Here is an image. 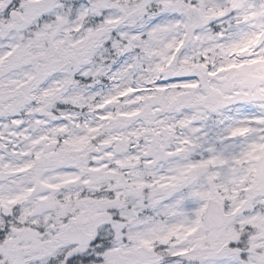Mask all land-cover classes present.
<instances>
[{
  "label": "snow or ice",
  "instance_id": "obj_1",
  "mask_svg": "<svg viewBox=\"0 0 264 264\" xmlns=\"http://www.w3.org/2000/svg\"><path fill=\"white\" fill-rule=\"evenodd\" d=\"M0 264H264V0H0Z\"/></svg>",
  "mask_w": 264,
  "mask_h": 264
}]
</instances>
